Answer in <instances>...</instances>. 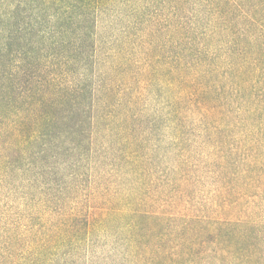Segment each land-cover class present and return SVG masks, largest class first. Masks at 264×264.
<instances>
[{"label":"trees","instance_id":"1","mask_svg":"<svg viewBox=\"0 0 264 264\" xmlns=\"http://www.w3.org/2000/svg\"><path fill=\"white\" fill-rule=\"evenodd\" d=\"M121 5L159 127L100 71ZM0 264H264V0H0Z\"/></svg>","mask_w":264,"mask_h":264},{"label":"rangeland","instance_id":"2","mask_svg":"<svg viewBox=\"0 0 264 264\" xmlns=\"http://www.w3.org/2000/svg\"><path fill=\"white\" fill-rule=\"evenodd\" d=\"M129 18L128 6L121 5L116 12L100 19L96 42L98 48L96 56L100 62V71L105 73L106 81L110 82L115 87V91L125 99H130L140 91L142 95L135 108L153 114L154 125L159 127L161 117L165 113L166 102L172 103L174 99L171 92L173 62L170 61V70L166 74L161 45L162 41L164 43L163 34L159 33L150 44L142 45L138 40L133 45L127 43L128 38L133 41L140 35L137 30H128ZM123 37L128 38L123 39ZM145 49L151 50L152 60L145 54ZM112 62L115 66L111 65ZM150 73L153 75L152 78L149 77ZM167 78L170 81L169 85L165 81ZM150 80L153 84L147 87L146 82ZM97 97L99 95L95 97L96 100ZM161 154L165 161H155L153 166L155 171H159L163 164L173 163V154L166 150L165 144L153 153V158L161 159Z\"/></svg>","mask_w":264,"mask_h":264}]
</instances>
